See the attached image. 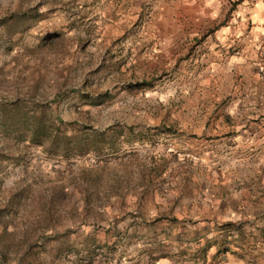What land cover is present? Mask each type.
<instances>
[{"label": "rangeland", "instance_id": "1", "mask_svg": "<svg viewBox=\"0 0 264 264\" xmlns=\"http://www.w3.org/2000/svg\"><path fill=\"white\" fill-rule=\"evenodd\" d=\"M241 5L0 0V264H264Z\"/></svg>", "mask_w": 264, "mask_h": 264}, {"label": "crops", "instance_id": "2", "mask_svg": "<svg viewBox=\"0 0 264 264\" xmlns=\"http://www.w3.org/2000/svg\"><path fill=\"white\" fill-rule=\"evenodd\" d=\"M210 11L216 12L222 0H205ZM241 5L236 16H229L228 22L221 26L226 33L234 32L238 50L229 56L230 63L238 70L250 73L251 61H254L260 41L264 40V0H237ZM222 31V30H221ZM223 33V34H226ZM230 35V34H229Z\"/></svg>", "mask_w": 264, "mask_h": 264}]
</instances>
